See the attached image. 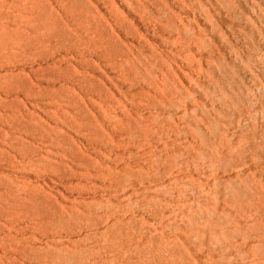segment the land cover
Returning <instances> with one entry per match:
<instances>
[{"label":"rangeland","instance_id":"1","mask_svg":"<svg viewBox=\"0 0 264 264\" xmlns=\"http://www.w3.org/2000/svg\"><path fill=\"white\" fill-rule=\"evenodd\" d=\"M104 1L94 3L116 39L101 48L42 45L45 18L0 34V237L22 246L0 238V264H264V0H141L154 15L142 17L140 0H107L111 16ZM126 63L141 86L123 80ZM67 70L95 76L145 120L123 129L96 106V130L54 116L61 83L99 101ZM142 86L164 101L133 98ZM150 116L172 129L146 132Z\"/></svg>","mask_w":264,"mask_h":264},{"label":"bare ground","instance_id":"2","mask_svg":"<svg viewBox=\"0 0 264 264\" xmlns=\"http://www.w3.org/2000/svg\"><path fill=\"white\" fill-rule=\"evenodd\" d=\"M56 1V3L58 2L61 6V8H63V11L62 12H59V8L60 7H57L58 8V11H56V7H54V8H56V9H53L52 7L54 6V4L52 5V2H51V0L49 1V0H0V34L2 35L3 33L5 34V33H7L8 34V32H15V31H19L20 30V32H22V33H25L26 31L24 30V28L26 27H23V30H21L22 29V26H23V24H29L30 25V23H31V25L33 26V21L35 20H37V19H43V18H45V22H46V24L49 26V28L51 29V32L49 33V34H47L44 38L45 39H43V40H45V41H41V42H43V44L42 45H45V43L48 41V43L46 44V45H50V43L52 42V40H54L56 43H57V45H56V43H55V46H60L61 45V47L62 46H65L66 48H71V46L72 47H77L76 45H79L77 48H79V47H81L80 45H92V47L91 48H95L96 46H97V48H101L100 46L98 47V45H106V44H109L110 42H111V38H112V33H111V30H110V23H109V20L108 19H106V16H105V13H103L102 11H100V8H98L97 7V5H96V3H94L95 2V0L93 1V0H54V2ZM97 1V0H96ZM101 1V0H100ZM141 1V0H140ZM139 0H138V2L137 1H135L134 3H136V6H135V8L137 9L138 8V4H140L141 3V7L140 8H138L137 10H139L138 12H137V10L136 9H134V8H132V6H131V8L132 9H134V10H136L135 11V13L137 12L138 13V15H140L141 17H142V15L140 14V13H144V12H148V13H150L151 15L150 16H154L151 12V9H150V7H149V5L147 6V5H145V4H142V1L140 2ZM151 1H153V3L155 2L154 0H151ZM103 2V1H102ZM107 2H110V1H104V3H105V6H106V11H107V13L109 12L110 14V16H111V13L112 12H116L114 9H112V7L110 6L111 5V3L109 4V3H107ZM130 2V1H129ZM128 2V3H129ZM140 2V3H139ZM103 3V4H104ZM131 3H133L132 1H131ZM129 4V6L130 5H135V4ZM138 3V4H137ZM138 5V6H137ZM52 6V7H51ZM59 6V5H58ZM104 6V5H103ZM104 6V7H105ZM60 8V9H61ZM113 10V11H112ZM56 11V12H55ZM118 12V11H117ZM117 12L115 13V15H117ZM136 13V14H137ZM118 15H120L119 13H118ZM139 16V17H140ZM149 16V15H148ZM118 17V16H117ZM116 17V18H117ZM121 18H122V16H120ZM120 17H118V18H120ZM156 17V16H155ZM112 18H114V16L112 17ZM152 18V17H151ZM151 18H147V19H151ZM123 19V18H122ZM126 19V18H125ZM125 19H123L124 21H125ZM167 19H169V18H167ZM166 19V20H167ZM114 20H116V19H114ZM141 20H143L142 18H141ZM145 20H146V16H145ZM151 20H153V19H151ZM155 20V19H154ZM157 20H159V19H157ZM170 20H172L173 21V19H171L170 18ZM34 21V22H35ZM126 21H128V20H126ZM27 22V23H26ZM118 22H120V24L118 23V25L119 26H121V22H123L122 20H118ZM129 22V21H128ZM159 22V21H158ZM117 23V22H116ZM125 23H127V22H125ZM168 23V22H167ZM28 24H27V26H28ZM123 24H124V22H123ZM122 24V25H123ZM130 24V23H129ZM163 24V23H162ZM165 24V23H164ZM22 25V26H21ZM30 25V26H31ZM125 25V24H124ZM166 25V24H165ZM165 25H163L164 26V28H166V27H168L167 25H166V27H165ZM18 28H17V27ZM19 26H21L20 28H19ZM29 26V27H30ZM16 27V28H15ZM121 27H123V29H124V27L125 26H121ZM129 26L127 25V27L125 28V30L128 28ZM131 27H132V25H131ZM177 27H178V29H177ZM176 27V31L178 32L177 34H178V38H180V36H181V33L184 31L183 30V28H187V25L185 24V23H183V26H177ZM130 28V27H129ZM131 29H133L132 30V32L130 31V29L128 30V32H127V34H131V33H134L135 31H134V28H131ZM166 29H168V28H166ZM172 29V28H171ZM14 30V31H13ZM26 30L28 31V29H27V27H26ZM124 30V31H125ZM126 30V31H127ZM168 30H170V28L168 29ZM24 31V32H23ZM125 31V32H126ZM134 31V32H133ZM20 32H19V34H20ZM129 32H131V33H129ZM21 33V34H22ZM10 35H12V33H9ZM14 34V33H13ZM15 34L17 35L18 33H16L15 32ZM136 34H137V32H136ZM184 33H182V35H183ZM0 35V36H1ZM131 35H133V34H131ZM135 35V34H134ZM139 35V34H138ZM186 35V34H185ZM136 36V35H135ZM114 37V36H113ZM136 37H138L139 38V36H136ZM188 37V36H187ZM115 38V37H114ZM113 38V39H114ZM119 39H121L120 38V36L118 37ZM178 38H176V40L178 39ZM183 38H185V36L183 35L182 36V39ZM116 39V38H115ZM181 39V38H180ZM180 39H178V41L180 40ZM120 41V40H119ZM116 42H118L117 40L115 41V42H113V44H117ZM121 43H123V42H121ZM75 45V46H74ZM120 45V47L122 46L121 44H119ZM123 45H125V44H123ZM58 46V47H59ZM84 46H83V49H84ZM57 47V48H58ZM104 47H106V46H103V49H104ZM123 47L124 46H122L121 47V49L123 50ZM140 48H141V45H140ZM139 48V49H140ZM188 48H190L189 46H188ZM121 49H120V51H121ZM128 49V48H127ZM127 49H125L124 48V50H127ZM89 50V49H88ZM91 50V49H90ZM143 49L141 48L140 49V52L142 51ZM97 50H95V52H96ZM100 51V53L99 54H101L102 52V49H100L99 50ZM131 51V50H130ZM129 51V52H130ZM190 51V52H189ZM189 51H188V53H190L191 54V50L189 49ZM86 52H88V51H86ZM122 52H124V51H122ZM97 53V54H98ZM128 53V52H127ZM192 53H193V51H192ZM110 54H112V52H110ZM109 54V55H110ZM119 54H120V52H119ZM119 54H117L118 56H120V55H122V53L119 55ZM126 54V53H125ZM124 54V56H126ZM129 54V53H128ZM131 54V53H130ZM133 54V53H132ZM102 55V54H101ZM117 55H115L116 57H114V58H117L118 56ZM112 56V55H111ZM131 57V55H127V57ZM132 56H134V55H132ZM109 57V56H108ZM113 57H111V58H113ZM121 57V56H120ZM123 57V56H122ZM129 57V58H130ZM97 58H99V55H98V57ZM137 58V57H136ZM106 59H108V58H106ZM109 59H110V57H109ZM120 60H121V58H119ZM125 59H126V57H125ZM111 60H113V59H111ZM124 60V59H123ZM133 60V59H132ZM138 60V59H137ZM90 61H95V60H88L87 59V62H90ZM86 62V61H85ZM84 62V63H85ZM110 62V61H109ZM113 62V61H112ZM119 62H123V61H119ZM119 62H118V64H119ZM137 62H139V61H137ZM80 63V62H79ZM83 63V64H84ZM91 63V62H90ZM82 64V63H81ZM85 64H87V63H85ZM89 64V63H88ZM127 64L128 63H126V66H127ZM132 63H131V60H130V65H131ZM134 64H136V62L134 63ZM140 64H142V63H140ZM65 65V64H64ZM67 65V64H66ZM65 65V66H66ZM68 65H71V64H69L68 63ZM67 65V66H68ZM108 65H109V63H108ZM120 65V64H119ZM130 65H129V68H130ZM137 65V64H136ZM139 65V64H138ZM49 66V65H48ZM62 66V65H61ZM65 66H64V69H66V68H69V67H66L65 68ZM87 66V65H86ZM112 66V65H111ZM123 66V65H122ZM124 66H125V64H124ZM126 66L124 67V68H126ZM52 67V66H51ZM60 67V66H59ZM58 67V68H59ZM139 67V66H138ZM49 68H50V66H49ZM48 68V69H49ZM55 67H52V69H54ZM61 68H63V67H60V69ZM83 68H85V66L83 67ZM144 68V67H143ZM52 69H50V70H52ZM70 69V68H69ZM68 69V70H69ZM128 69V66H127V68L126 69H124V73H126L127 75H126V77H125V75L124 74H122L123 73V71L121 72V75H120V78H121V76H123L124 75V77H122L123 78V80L126 78L127 79V81H128V79L129 80H132V81H128V82H133L135 85H139L140 83H142L143 81H144V79L142 78V76L140 75V74H138L139 72L138 71H136V73H137V75L134 73V72H132L133 74H134V76H136L138 79H135V78H133L132 76L133 75H130L129 73H127V71H129V70H127ZM131 69H132V65H131ZM142 69V68H141ZM145 69H147V68H145ZM47 70V69H46ZM46 70H44V72L46 71ZM55 70V69H54ZM56 70H57V67H56ZM62 70V69H61ZM60 70V72H66L65 70H62L61 71ZM68 70H67V75H69L71 78H72V80H73V83L75 84V83H77L78 85H80L82 88H84L86 91H88V92H90V93H94V94H97L98 95V97H99V101H96V100H93V99H89L90 101L89 102H86L84 99H82L81 98V96H79V95H77L76 93H74V92H72V91H74V89H72V88H70V87H68L67 85H62V83L61 84H59V85H57V86H54V87H50V89L51 88H53V92H50V94L52 95V98L54 99V101H49L50 102V105H55V107L56 108H58V109H55V107L51 110L53 113H54V116H56V115H58V118H60L59 117V115H61V114H64L65 115V117L68 115V118H72V120L74 121V123L76 122L77 123V125H76V127L78 126V124L79 123H81L82 125H86V126H90V127H92L93 129L95 128L96 130L97 129H101V126H102V124L100 123V115H102V114H104L105 116H109V117H111V118H114L113 117V115L115 114L116 116H115V118H116V122L117 123H119L120 125L122 124V126H121V128L124 126V128L123 129H125V125L126 126H128L130 129H133L134 127H136V126H140L141 124H142V122L145 120V117L147 116V115H145L144 113H142V112H139V111H132V110H130V109H128L127 108V106L118 98V97H116V95L112 92V90L110 89V88H108V87H106L105 86V84L103 83L102 84V86L100 85V84H98V82L95 80L96 79V77L95 76H93V77H88V76H92L91 74L89 75L88 74V72L87 73H82V72H78V73H75V74H70V72L71 71H69L68 72ZM71 70V69H70ZM123 70V69H122ZM127 70V71H126ZM148 70V69H147ZM147 70H145V71H147ZM49 71V70H48ZM48 71H46V74H47V72ZM59 71V70H58ZM58 71L56 72H53V71H49V75H52V76H56V78H61L62 77V75L60 74V73H58ZM151 71V70H150ZM149 70H148V72H150ZM34 72V71H33ZM36 72H37V69H36ZM38 72H43V70H41V71H39V69H38ZM50 72H52V73H50ZM72 72H74V71H72ZM152 72V71H151ZM69 73V74H68ZM131 73V74H132ZM120 74V73H119ZM118 74V75H119ZM95 78V79H94ZM125 79V80H126ZM121 82H123L122 81V79L120 80ZM142 81V82H141ZM112 82V81H111ZM125 82V81H124ZM123 82V83H124ZM145 82V81H144ZM100 83H101V81H100ZM122 83V84H123ZM127 83V82H126ZM117 84V83H116ZM115 84V85H116ZM130 84L131 83H129V86H130ZM145 85H146V83H144ZM119 84H117L116 86H118ZM128 85V84H127ZM132 86H133V84H131ZM120 86V85H119ZM139 86H141V84L139 85ZM65 87V88H64ZM147 87H148V85H147ZM115 88H120V87H115ZM48 89H49V87H48ZM122 88H120V90H121ZM141 90H139V91H133L134 93H133V96L132 95H130V97L132 96L133 98H135V97H138V100H140V99H146L148 102H152L153 103V106L154 107H156L155 105V103L153 102L154 100H156V101H158V102H162V101H164V99H165V96H160L159 98L157 97V96H155L151 91H149V90H146V89H144L143 88V86H142V88H140ZM52 90V89H51ZM119 90V91H120ZM125 90H127V89H125ZM128 90H130L131 91V89H128ZM128 90L126 91V92H128ZM136 90H137V86H136ZM122 91H123V89H122ZM122 91H120V93H122ZM119 93V92H118ZM123 93L125 94V95H123V96H126L127 94L123 91ZM131 93V92H130ZM129 95V94H128ZM44 97H46V96H44ZM140 98V99H139ZM46 99V98H45ZM129 99V98H128ZM128 99H127V101H128ZM138 100H136V99H133L132 101H131V98H130V100H129V103H130V105H133V104H138ZM141 101V100H140ZM48 102V103H49ZM54 103V104H51V103ZM63 102V103H62ZM90 105L92 106V108L90 107ZM96 106H98L97 108L100 110V115L98 114V113H96L95 112V107ZM63 107H67V108H63ZM93 109V110H92ZM49 110V111H50ZM50 111V112H51ZM61 113V114H60ZM112 113H114L113 115H112ZM64 115H62L63 117H64ZM57 117V116H56ZM62 117V118H63ZM152 119H148V120H150L151 122H149V124H147L148 126H149V128L147 129V131L146 132H150V133H155V132H160V131H162L163 133H164V128H170V129H172L170 126H168V125H165V123L163 124V122L165 121V118L164 119H162L163 120V122L162 123H159V122H161V121H158L157 119H156V117H152V116H150ZM70 118V119H71ZM115 118H114V120L112 119L111 121H115ZM153 118H155L156 119V122H154V119ZM158 121V122H157ZM168 120H166L165 122H167ZM116 122H113V123H115L116 125H115V127H117V128H120V127H118L117 126V123ZM111 123V122H110ZM109 123V124H110ZM118 124V125H119ZM167 124V123H166ZM168 124H170V123H168ZM119 125V126H120ZM172 125V124H171ZM86 126H84L85 127V129H89V128H86ZM75 127V128H76ZM84 127H82V128H84ZM112 127H114V126H112ZM114 127V128H115ZM74 128V129H75ZM80 128V127H79ZM104 128V127H103ZM113 128V129H114ZM116 128V130H118ZM103 131L105 130V128L104 129H102ZM102 130H99L100 131V133H103V135L105 134V136L104 137H102L103 139L104 138H106V135H108V137H109V134H107V131H106V133H104ZM166 130V129H165ZM86 131V130H85ZM99 131L97 132V131H95V132H97V133H95L94 131H92L91 132V130L89 131L88 130V133L90 132V135H95V134H97V136H98V133H99ZM168 131H171V130H168ZM87 132V131H86ZM172 132V131H171ZM170 132V133H171ZM174 132V131H173ZM92 133V134H91ZM95 133V134H94ZM99 133V134H100ZM163 133H161V134H163ZM167 134L169 133V132H166ZM169 133V134H170ZM157 134V133H156ZM155 134V135H156ZM89 135V134H88ZM158 135V134H157ZM100 136V135H99ZM160 136L161 135H158L157 137H159L160 138ZM94 138H97V137H94ZM100 138H101V136H100ZM99 138V139H100ZM98 139V138H97ZM109 139H111V138H109ZM112 140V139H111ZM111 143H112V141H110ZM109 142V143H110ZM164 145V144H163ZM163 145H161V146H163ZM161 146H160V148H161ZM164 148H162V150H164L166 147L165 146H163ZM168 148V147H167ZM117 233L119 232V231H116ZM143 234V232L142 231H140V234ZM119 234H120V232H119ZM127 234V236H130V235H132V234H129L128 232L127 233H125V235ZM129 234V235H128ZM120 237H122V236H119V238ZM126 237V236H125ZM124 237V238H125ZM0 238H2L4 241H8L9 242V247H8V251H12V250H14V251H18L22 246L20 245V241H19V237H17V236H14V237H10L9 235H2ZM118 238V239H119ZM129 238V237H128ZM128 238H127V242H129L128 241ZM116 239L117 238H115V239H113V240H115L116 241ZM126 239V238H125ZM124 239V240H125ZM130 239V238H129ZM119 242H120V240H119ZM118 242V243H119ZM116 245H118V244H116ZM27 247H31L32 248V246H31V244H30V246L29 245H26ZM34 247V246H33ZM71 253H69V255H70ZM66 255V254H65ZM64 255V256H65ZM68 255V254H67ZM68 255V256H69ZM72 255H70V257H71ZM69 259V258H68ZM7 263H5V264H15L14 263V260L13 259H11L10 257H7ZM72 262V261H71Z\"/></svg>","mask_w":264,"mask_h":264}]
</instances>
